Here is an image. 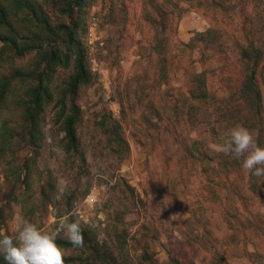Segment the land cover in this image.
<instances>
[{
    "label": "rangeland",
    "instance_id": "374dc122",
    "mask_svg": "<svg viewBox=\"0 0 264 264\" xmlns=\"http://www.w3.org/2000/svg\"><path fill=\"white\" fill-rule=\"evenodd\" d=\"M34 1L58 24L50 0ZM84 19L91 78L76 93L75 152L65 150L53 117L71 65L58 66L49 82L54 100L36 147L19 133L16 100L27 86L14 78L6 88L0 132L14 131L0 156V233L15 236L27 219L65 238L60 224L78 219L103 260L86 246L63 247L74 257L66 264H144L145 250L159 264H264V177L218 151L237 125L264 147V0H89ZM208 31L204 40L197 36ZM244 49L259 55L260 109L239 94L244 68L255 60L242 57ZM5 56L0 79L39 54ZM199 74L228 110L210 102L197 108ZM116 123L117 134L110 133Z\"/></svg>",
    "mask_w": 264,
    "mask_h": 264
},
{
    "label": "trees",
    "instance_id": "16d2710c",
    "mask_svg": "<svg viewBox=\"0 0 264 264\" xmlns=\"http://www.w3.org/2000/svg\"><path fill=\"white\" fill-rule=\"evenodd\" d=\"M50 2L58 10V13L55 14L59 21L58 24L52 23L51 16L45 12L41 4L36 3L34 0H0V62L3 60V54H6L5 58L7 59L23 56L33 51L39 54L38 59H35L31 66L14 67L10 76L0 79V105L5 101L6 88L10 86L14 78L27 86L16 100V108L20 111L23 123L19 133L22 138L27 137L29 146H38L41 138V121L44 117V108L54 100L53 94L49 90V82L58 66L67 68L71 65L73 68L72 75H69L65 87L53 103V117L56 125L64 132L63 144L65 150L75 152L79 146L76 133L79 118L76 93L79 86L87 84L91 78V72L85 61L84 45L81 40L85 25L84 14L87 11L89 0H50ZM63 16H65L66 22ZM210 34L211 32L208 31L197 36L204 40ZM246 50L244 49L241 56L245 57L249 53L248 60H255L248 62L247 68H244L245 83L240 87L239 94L242 99L249 101L256 109H260L262 107V95L255 80L259 55L254 56L252 55V53L254 54L253 51L250 53L248 49ZM7 51L11 52L5 53ZM242 59L245 60V58ZM197 78L192 96L198 105V109L200 108L199 104L205 103L207 105L208 102L212 103L213 109L218 107L223 109L227 106L223 104L225 97L217 96L214 94L213 89H208L205 77H201V74H199ZM210 88L212 87L210 86ZM209 106L211 107V104ZM222 109L219 110L221 115L226 113ZM236 112H239V110L237 109ZM197 118L199 119V117ZM117 128H119L118 123L111 126L109 132H116L115 134H117ZM13 131L14 129L10 128L7 131L0 132V156H3L5 151L11 148ZM212 131L213 134L216 133L215 128ZM223 157H225L224 154ZM23 170L22 182L27 183L30 172L28 160H25ZM21 174V170L14 167L13 175L16 180L20 178ZM3 222L4 214L0 208V227ZM83 236L84 246L95 253V260H103V253L99 251L97 243H92L90 233L83 229ZM56 242L62 247H73L63 237H56ZM143 255L144 264H159L147 250L144 251ZM65 259L66 262H72L74 257H66ZM91 262L92 260L90 261L88 258L84 264H91ZM0 264H5L2 254H0ZM177 264H179V261H177Z\"/></svg>",
    "mask_w": 264,
    "mask_h": 264
},
{
    "label": "clouds",
    "instance_id": "9594fccd",
    "mask_svg": "<svg viewBox=\"0 0 264 264\" xmlns=\"http://www.w3.org/2000/svg\"><path fill=\"white\" fill-rule=\"evenodd\" d=\"M218 151L225 156L242 159V167L252 176L264 177V147L257 145L253 132L237 125ZM64 237L75 248L84 247L80 220L62 222ZM0 254L5 264H66L67 250L56 242V235L42 231L35 223L23 219L15 236L0 233Z\"/></svg>",
    "mask_w": 264,
    "mask_h": 264
}]
</instances>
